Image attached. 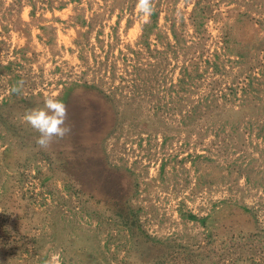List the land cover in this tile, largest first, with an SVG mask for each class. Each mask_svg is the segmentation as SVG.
I'll list each match as a JSON object with an SVG mask.
<instances>
[{"label": "rangeland", "instance_id": "1", "mask_svg": "<svg viewBox=\"0 0 264 264\" xmlns=\"http://www.w3.org/2000/svg\"><path fill=\"white\" fill-rule=\"evenodd\" d=\"M136 2L0 0V264H264V0Z\"/></svg>", "mask_w": 264, "mask_h": 264}, {"label": "clouds", "instance_id": "2", "mask_svg": "<svg viewBox=\"0 0 264 264\" xmlns=\"http://www.w3.org/2000/svg\"><path fill=\"white\" fill-rule=\"evenodd\" d=\"M136 8L148 22L154 11L151 0H137ZM12 91L19 92L20 89L13 86ZM67 119V105L54 96L46 97L42 106L26 111L23 116V120L38 133L36 144L41 148H47L54 139H62L72 131Z\"/></svg>", "mask_w": 264, "mask_h": 264}]
</instances>
